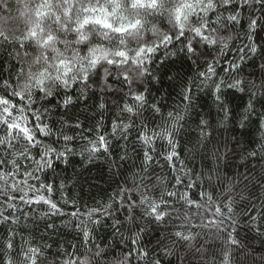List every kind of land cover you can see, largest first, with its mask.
Returning <instances> with one entry per match:
<instances>
[{
    "label": "trees",
    "instance_id": "obj_1",
    "mask_svg": "<svg viewBox=\"0 0 264 264\" xmlns=\"http://www.w3.org/2000/svg\"><path fill=\"white\" fill-rule=\"evenodd\" d=\"M33 2L5 0L6 7H0V28L10 36L23 33ZM56 2L59 4L61 0ZM237 10L240 12L239 24L226 22L223 27L217 26L218 36L231 37L229 48L223 53L219 51V45L209 47L196 41H193L195 56L181 51L183 44L180 42L174 41L167 47H160L148 66L155 78L146 76L133 84V89L144 92L148 101L137 117L121 112L124 102L128 100V88L117 78L118 70L110 65L98 67L91 74L83 96L80 95L83 87L80 84H73L67 90L74 101L67 109L56 107L64 98L65 90L50 98L51 104L38 99L36 108L50 109L42 116V121L51 127L52 135L43 137L35 133L37 139L64 151L66 142L60 132L75 137L73 142L67 143V148L72 151L66 152L65 158L53 159L51 168L35 173L39 180H29V184L37 187L40 183L51 185L50 193L41 189L40 194L55 202L60 211L53 214L46 204L24 203L19 199L22 193H15L17 208L10 210L12 215L8 221L0 218V242L12 236L17 251L21 246L27 247L28 243L41 248L43 255L38 264H62L69 259H87L88 264H128L126 256L129 257V264H146L145 260L139 258L140 250L149 253L148 260L159 259L161 264H223V253L228 247L227 231L234 228L233 236L240 247L231 250L233 264H264V234L257 233L250 219L251 216L259 217L264 206V138L261 135L264 133V127H261L264 122V88L260 87L264 82V52L252 55L241 51L249 43L250 16L261 17L262 13L259 5L252 8L238 5ZM220 11L225 17L229 14L223 9ZM212 19L215 20L214 14ZM173 26V21L167 15L162 19H150L145 30L129 36V47L142 43L146 37L154 39L156 34L153 29L166 31ZM261 28L264 25L259 26L257 33L252 35L255 42L264 47V30ZM90 39L102 43L106 50L110 49L111 43H115H109L95 29L90 33ZM241 56L244 58L241 59ZM232 62L239 63V70L225 73L224 69ZM208 63H214L216 67L217 75L212 78L213 81L219 82L224 78L227 84L239 78L245 82L243 92L226 86L223 88L227 118L215 100L212 81L207 86L201 83L203 77L199 73L206 70ZM22 66L25 73L31 71L34 67L32 57H24L21 49L0 45V83L9 77L14 81ZM105 68L109 72L107 77ZM187 89L190 92H186ZM185 94L190 95L191 99L185 100ZM250 101L252 110L241 128L239 122ZM101 103L105 104L104 109L99 108ZM153 104L160 109L159 112L152 109ZM169 112L183 116L180 131L175 136L178 156L174 161H165L164 156L170 147L166 141L157 140L150 153L152 160L145 163L143 153L147 149L137 138L140 122L143 120L149 128L159 130L158 126H170ZM118 113L122 122L129 119L134 121V128L127 134V139L122 138L119 131L112 134L111 126L117 121ZM26 114L30 118L29 127L35 130L34 117ZM202 120L207 122L206 127L200 124ZM62 121L66 124L62 125ZM76 123L81 125L80 129L68 127ZM201 131L207 135L202 137ZM98 132H103L107 138L109 151L98 153L89 160L88 153L83 149L88 146L89 139L96 138ZM0 135H3L2 130ZM12 143L14 149L0 146V159H10L11 151L21 150L24 142ZM42 150L31 149V156L39 159L37 153ZM213 154L220 159L214 160ZM19 164L18 181L25 178V168L29 171L35 168L31 160L20 159ZM209 169L215 170L211 184L206 179ZM186 172L188 175H185ZM201 174V181H196L198 186L189 188V177L195 181ZM177 176L182 183H176ZM158 179L163 183H158ZM229 183L234 185L236 206L233 218L237 222L232 224L226 220L219 231L192 228L193 232L199 233L192 242V248L183 242H174L172 233L186 213L191 217L192 224L199 225L201 214L205 212L200 209L198 214L195 207L189 210L178 198L179 195L188 192L192 199L200 201L201 192H210L217 199ZM136 187L140 189L139 192L132 190ZM168 191L176 192L177 196L169 198L166 195ZM141 193L157 200L163 193L167 203L162 207L170 216L165 221L156 222L153 217L144 215L145 205L134 209L131 213L134 220L129 223L128 205L139 204ZM241 194L245 199H240ZM35 195L29 192V197ZM0 203H4L3 197H0ZM109 204L111 208H107ZM210 218L206 216L204 222ZM96 220L99 223L93 222ZM258 222L262 224L260 232L264 233V221ZM85 229L89 233L87 240L83 235ZM97 246L104 249L99 257L96 255ZM168 247L172 248V255H165L164 249Z\"/></svg>",
    "mask_w": 264,
    "mask_h": 264
},
{
    "label": "snow or ice",
    "instance_id": "obj_2",
    "mask_svg": "<svg viewBox=\"0 0 264 264\" xmlns=\"http://www.w3.org/2000/svg\"><path fill=\"white\" fill-rule=\"evenodd\" d=\"M238 5L248 8L259 5L262 13L261 17L250 16L249 35L247 36L249 43L241 51L252 55L264 52V47L258 45L252 35V33H257L259 26L264 25V0H124L123 4L121 0H61L59 4L56 0H34L31 14L28 16V24L23 33L18 36H10L0 28V45L23 50L24 57H32L34 65L32 70L27 73L23 66L20 67L14 81L9 77L0 83V130L3 131V135H0V146L14 149L15 145L12 141L24 142L21 150L11 151L10 159H0V197L4 198V203H0V209H3L0 210V218L3 221H8L12 215L10 210L17 208L15 193H22L19 199L24 203L46 204L49 212L53 214H58L60 211L55 202L46 195L40 194L41 189L45 193H50L52 186L40 183L37 187L29 184V180H39L35 173L51 168L53 159L65 158L66 152L72 151L67 148V143L73 142L75 137L64 131L60 132L63 141L66 142L64 151L51 145H45L37 139L35 133H39L43 137L52 135L51 127L42 121V116L50 109L48 107L36 108L38 99L51 104L50 98L56 97L61 90H65L64 98L57 103L56 107L67 109L74 103L73 97L67 94V90L71 89L73 84H80L83 86L80 89V95L83 96L84 88L88 86L91 74L98 67L110 65L118 70L117 78L128 88V100L124 102L121 112L129 114L130 117H137L148 101L144 92L133 89V84L146 76L155 78L148 66L153 62L160 47H167L174 41L180 42L183 44L181 51L195 56L196 50L193 41H196L209 47L219 45V51L223 53L225 49L229 48L228 41L231 40V37L218 36L219 28L217 26L223 27L226 22L239 24ZM0 7H6L5 0H0ZM220 9L229 14L225 17ZM132 12L137 14L131 15ZM212 14L215 15V20L212 19ZM166 15L173 21L174 26L171 29L166 31L153 29L156 34L154 39L146 37L142 43H138L135 47H129L128 38L131 34L145 30L150 19H162ZM93 29L100 32L109 43L115 41V43H111L110 49L106 50L101 46L102 43L90 39ZM28 49H32V51ZM17 55H19V51H17ZM243 58L241 56V59ZM239 68V63L232 62L224 71L225 73L237 72ZM108 75V69L105 68V77ZM216 75L214 63H208L206 70L199 73V76L203 77L201 81L203 85L207 86L208 82L212 81L215 100L227 118L228 108L222 98L223 88L226 86L228 89L243 92L245 82L239 78L232 79L227 84L224 78L216 82L212 80ZM253 87L256 86L253 85ZM260 87L264 88V82ZM186 92H190V89H187ZM184 99L190 100L191 97L185 94ZM151 107L155 112L160 111L155 104ZM99 108L104 109L105 104L101 103ZM251 110L252 103L250 101L245 109V114L240 119L241 128L245 126L249 118L248 113ZM26 113H30L31 117H34L35 130L29 127L30 118ZM168 116L171 120L170 126H158L159 130L149 128L143 120L140 122L137 138L141 145L147 149L143 153L145 163L152 160L150 153L154 150L157 140L166 141L170 147V151L164 156L165 161H174L178 156L175 136L180 131V121L183 120V116L174 115L172 112H169ZM117 118V121H114L111 126L112 134L115 135L119 131L120 136L127 139V134L134 128V121L129 119L128 122H122L120 113L117 114ZM63 124L66 122L62 121ZM200 124L207 126V122L203 120L200 121ZM68 127L75 130L80 129L81 125L76 123L68 125ZM261 127H264V122L261 123ZM200 135L204 137L207 134L201 131ZM261 135L264 138V133ZM33 148L43 149L37 153L39 159L31 156ZM83 151L88 153L87 159L89 160L98 153H107L109 143L103 132H98L95 139H89L88 146ZM20 159L31 160L35 164V168L31 171L25 168L23 172L25 178L18 181L16 176L20 174ZM213 159L219 160L220 157L213 154ZM213 171L215 170L209 169V174L206 177L209 184L213 180ZM185 175L188 173L186 172ZM202 176L203 174L197 176L195 181L189 177L188 187L198 186L196 181H201ZM216 178L219 179L218 176ZM158 183H163V181L158 179ZM176 183H182L179 176L176 177ZM132 190L140 191L138 187ZM233 190L234 185L227 184L217 199H214L210 192H201L199 194L200 201L192 199L188 192L180 194L178 198L188 206L189 210L195 207L198 214L200 209H204L205 212L201 214L199 225L192 224L191 217L186 213L177 230L172 233L174 242H183L192 248V242L199 235V233L193 232L192 228H212L219 231L226 220L235 224L237 221L233 217L236 198L233 195ZM29 192H34L36 195L29 197ZM166 195L171 198L177 196V193L168 191ZM163 196L162 193L160 199L157 200L141 193L139 204L129 203L128 205V222L132 223L134 220L131 214L134 209L145 205V216L153 217L156 222L165 221L170 213L162 207L167 203ZM240 199L243 200L245 197L241 194ZM111 206L109 204L107 208H111ZM253 211H255L254 207ZM6 212L7 215H5ZM73 215L76 214L73 213ZM206 216L211 218L207 219L205 223ZM250 219L257 233L264 234L260 232L262 224L258 222L264 221V206L261 208L259 217L251 216ZM93 222L99 223L98 220ZM234 231V228L232 231H227L226 244L228 247L223 253V264H233L231 250L240 247L239 241L233 236ZM83 235L87 240L89 233L86 229L83 231ZM136 238H139V232L136 233ZM196 251L199 252L200 249L197 248ZM101 252H104V249L97 246V257ZM164 253L172 255V248H165ZM42 255V249L31 246V243H28L27 247L21 246L17 251L12 236L0 242V264H38ZM148 257L147 251L140 250L139 258L145 260L146 264H161L159 259L148 260ZM125 260L129 264L128 256L125 257ZM62 264H88V262L87 259L83 261L69 259L63 261Z\"/></svg>",
    "mask_w": 264,
    "mask_h": 264
}]
</instances>
